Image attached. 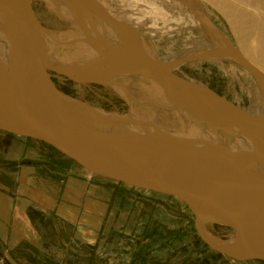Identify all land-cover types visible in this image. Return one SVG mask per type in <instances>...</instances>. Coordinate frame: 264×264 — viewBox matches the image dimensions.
Masks as SVG:
<instances>
[{
	"label": "water",
	"instance_id": "water-1",
	"mask_svg": "<svg viewBox=\"0 0 264 264\" xmlns=\"http://www.w3.org/2000/svg\"><path fill=\"white\" fill-rule=\"evenodd\" d=\"M90 1L94 6L85 7L92 17L128 29L131 47L140 61L127 58L126 62L157 75L174 89L188 90L199 103H203L200 95L211 92L217 99L236 106L168 69L187 59L157 64L141 53L135 27L112 17L96 0ZM45 32L32 0H0V36L11 40L25 59L24 73L17 85L7 90L0 82V131L40 140L95 176L174 197L189 208L200 239L211 250L234 260L264 261V224L239 221L231 215L236 212L230 207L247 198L264 212V166L243 167L231 161V156L219 161H179L153 150L171 145L188 146L187 140L146 137L105 125L87 110L89 104L61 91L51 72L79 83H104L96 77L78 78L49 62L43 48ZM124 71L127 70H118ZM238 110L240 119L230 121L231 126L264 131V114L253 116L239 107ZM209 226L224 231V235L214 234Z\"/></svg>",
	"mask_w": 264,
	"mask_h": 264
},
{
	"label": "rangeland",
	"instance_id": "rangeland-1",
	"mask_svg": "<svg viewBox=\"0 0 264 264\" xmlns=\"http://www.w3.org/2000/svg\"><path fill=\"white\" fill-rule=\"evenodd\" d=\"M96 1L113 17L134 26L145 49L161 63L187 59L170 65L168 69L171 72L207 87L250 115L264 114V90L260 81L234 56L218 53L225 43L204 23L207 18L232 49L239 54L241 51L244 53L246 49L256 48L257 28L264 33V7L254 4L253 0H224L227 9L244 10L259 20V23L247 20L244 24L237 14L223 12L206 0ZM260 1L264 3V0ZM32 5L49 35L59 38L61 57L76 54L78 50L72 35L77 34L73 33L72 27L81 28L74 26L71 20L44 0H32ZM89 26L92 33L101 35L104 31L101 24ZM212 52L214 55L210 56ZM80 58L83 59L82 56ZM51 75L61 91L96 109L118 115L130 113L129 103L114 87L75 82L56 72H51ZM126 82L141 117L152 119L157 125L172 131H177L185 122V118L175 114L167 104L154 100L152 84L142 75H135ZM109 184L114 190L111 198L113 207L105 216L99 232L103 243L98 247L104 251V264H199L197 257L200 252L212 251L200 239L193 214L180 200L119 183ZM209 229L218 236L225 233L214 226H209ZM53 246L58 251V244ZM174 250L181 254L176 257ZM2 255L3 248L0 247V264H16L13 259ZM237 261L264 264V261L256 259Z\"/></svg>",
	"mask_w": 264,
	"mask_h": 264
},
{
	"label": "bare ground",
	"instance_id": "bare-ground-1",
	"mask_svg": "<svg viewBox=\"0 0 264 264\" xmlns=\"http://www.w3.org/2000/svg\"><path fill=\"white\" fill-rule=\"evenodd\" d=\"M44 1L60 11L63 17L69 21L71 20L74 26L81 28L77 30L72 27L73 33L77 34L72 35V41L75 40L74 45L78 52L64 57H61L59 53V44H61L59 38L51 37L52 35L50 36L46 31L43 35V48L46 59L73 76L78 78L96 77L105 85L114 87L131 107L129 114L118 115L104 112L91 105H89L90 107L86 106L87 110L101 119L105 125L116 127L123 132L146 137L170 136L187 140L190 142L188 146L171 145L153 150L161 156H169L179 161L191 160L190 162H192L197 159L199 161H219L231 156V161L243 167L258 169L264 166V131L252 132L248 129L231 126L230 121L240 119L241 113L237 107L228 104L225 100L217 99L211 92L200 95L199 99H202L203 103H199L191 98L188 90L179 87L174 89L171 84L163 82L157 75L126 62L124 59L127 58L135 59L133 61L139 59L138 53L131 47L128 29L92 17L85 7V5L94 6L92 1ZM206 1L216 5L223 12L237 14L243 23L247 20L259 21L250 17L244 10L238 8L235 11L227 9L224 0ZM253 1L254 4L264 7V3L260 0ZM107 13L109 12L107 11ZM95 23L104 26L101 35L92 33L89 25H95ZM204 23L210 31L217 34L225 43L220 51L217 50L218 53L234 56L233 58H236L238 62L252 70L264 90V33H261L260 28H257L256 48L251 51L246 49L244 53L241 51L239 54L225 42L222 35L210 24L207 18L204 19ZM250 27L253 29V25ZM136 35L140 52L157 64H161L150 51L145 49L138 32ZM240 46L239 48H241ZM213 53L210 56L214 55ZM24 69L25 59L21 52L11 40L0 36V82L2 81L7 90H10L22 79ZM120 69L127 71L119 73L118 70ZM135 75H142L152 84L154 100L164 102L174 110L175 114L185 118V122L180 125L181 127L177 131H172L166 127L162 128L152 119H145L137 113L135 109L136 99L131 94L129 85L126 82L132 80ZM232 151H236L234 156L231 154ZM230 207L235 210L236 213L231 215L237 220L246 221L253 225L262 226L264 224V212L258 209L252 199L241 198L231 204Z\"/></svg>",
	"mask_w": 264,
	"mask_h": 264
},
{
	"label": "crops",
	"instance_id": "crops-1",
	"mask_svg": "<svg viewBox=\"0 0 264 264\" xmlns=\"http://www.w3.org/2000/svg\"><path fill=\"white\" fill-rule=\"evenodd\" d=\"M109 183L115 182L87 172L40 140L0 131L2 257L16 264H104L98 247L113 207ZM197 259L199 264H255L213 250Z\"/></svg>",
	"mask_w": 264,
	"mask_h": 264
},
{
	"label": "trees",
	"instance_id": "trees-1",
	"mask_svg": "<svg viewBox=\"0 0 264 264\" xmlns=\"http://www.w3.org/2000/svg\"><path fill=\"white\" fill-rule=\"evenodd\" d=\"M51 147V146H50ZM52 148V147H51ZM52 149H54V148H52ZM55 150V149H54ZM57 152V151H56ZM58 153V152H57ZM206 246V245H205ZM207 247V246H206ZM219 255H222V254H220V253H218Z\"/></svg>",
	"mask_w": 264,
	"mask_h": 264
}]
</instances>
